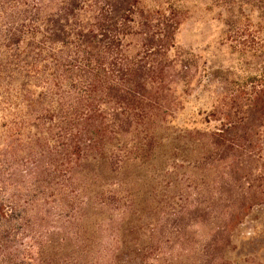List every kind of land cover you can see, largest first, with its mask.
<instances>
[{
	"label": "trees",
	"instance_id": "1",
	"mask_svg": "<svg viewBox=\"0 0 264 264\" xmlns=\"http://www.w3.org/2000/svg\"><path fill=\"white\" fill-rule=\"evenodd\" d=\"M213 1L229 46L263 56L264 0ZM139 5L0 0V264H156L218 218L195 264H229L264 197V90L215 130L178 125L194 70L178 15Z\"/></svg>",
	"mask_w": 264,
	"mask_h": 264
},
{
	"label": "rangeland",
	"instance_id": "2",
	"mask_svg": "<svg viewBox=\"0 0 264 264\" xmlns=\"http://www.w3.org/2000/svg\"><path fill=\"white\" fill-rule=\"evenodd\" d=\"M144 10H169L178 15L175 36L176 50L194 66L190 92L176 123L201 130H215L223 121L219 111L232 116L237 100L245 102L250 92L264 90V55L233 50L225 40L228 25L234 15L213 0H138ZM255 23V15L248 20ZM237 23H246L238 18ZM236 99V101H235ZM209 115L208 120L205 116ZM264 131V124L257 127ZM264 167V165H263ZM263 169V168H262ZM264 192V191H263ZM264 197L243 215L236 217L229 242L218 261L229 264H264ZM226 216V212L224 213ZM198 222L187 231L192 243H181L166 261L156 264H195L199 254L194 246L201 244L216 228L215 222ZM178 244V243H177ZM165 262V263H164Z\"/></svg>",
	"mask_w": 264,
	"mask_h": 264
}]
</instances>
